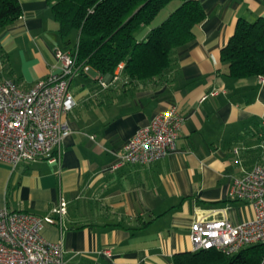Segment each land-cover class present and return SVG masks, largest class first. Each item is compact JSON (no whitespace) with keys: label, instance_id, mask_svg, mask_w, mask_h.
<instances>
[{"label":"crops","instance_id":"1","mask_svg":"<svg viewBox=\"0 0 264 264\" xmlns=\"http://www.w3.org/2000/svg\"><path fill=\"white\" fill-rule=\"evenodd\" d=\"M19 1L22 14L0 32V81L29 89L59 70L56 50L78 40L67 43L48 0ZM198 1L206 18L161 75L128 80L124 68L111 77L90 66L74 78L59 162L0 163V209L47 217L43 235L62 242L65 264H176L196 252L198 219L253 217L230 192L236 178L264 166V77L229 75L221 54L239 19L264 17V0ZM173 106L185 117L176 149L159 161L120 163L137 130ZM62 201L65 212L52 213Z\"/></svg>","mask_w":264,"mask_h":264},{"label":"built area","instance_id":"2","mask_svg":"<svg viewBox=\"0 0 264 264\" xmlns=\"http://www.w3.org/2000/svg\"><path fill=\"white\" fill-rule=\"evenodd\" d=\"M57 72L24 89L13 80L0 81V163L16 167L21 162L47 159L59 162L56 148L71 133L66 115L75 106L70 85L90 65L78 63L77 47L57 49ZM120 69L124 64H120ZM106 86L105 80L100 78ZM213 91L211 94H215ZM185 121L173 106L155 115L129 139L120 154V163L145 164L167 157L177 147ZM264 151V138L261 143ZM233 198L248 204L253 217L240 223L228 219L200 218L191 226L195 251L216 249L226 255L264 243V166L256 164L233 181ZM64 201L52 210L62 215ZM47 217L26 211L0 209V264H65L61 241L43 235ZM111 255V248L103 250Z\"/></svg>","mask_w":264,"mask_h":264},{"label":"trees","instance_id":"3","mask_svg":"<svg viewBox=\"0 0 264 264\" xmlns=\"http://www.w3.org/2000/svg\"><path fill=\"white\" fill-rule=\"evenodd\" d=\"M48 2L68 44L71 32L78 31V63L111 77L124 64L122 77L128 80L161 75L172 63L173 50L193 40L196 27L206 18L198 0ZM21 14L19 0H0V32ZM146 27L151 29L141 39L139 34ZM221 56L233 77H264V17L239 19ZM176 264H264V243L230 256L216 249L200 250L177 259Z\"/></svg>","mask_w":264,"mask_h":264},{"label":"rangeland","instance_id":"4","mask_svg":"<svg viewBox=\"0 0 264 264\" xmlns=\"http://www.w3.org/2000/svg\"><path fill=\"white\" fill-rule=\"evenodd\" d=\"M70 38H71V44L72 45H76L77 43V40H78V31L77 30H73L70 34ZM2 53H1V50H0V79L3 75L7 74L5 72H7V67L5 69V64H4V61L2 59ZM6 70V71H4Z\"/></svg>","mask_w":264,"mask_h":264}]
</instances>
